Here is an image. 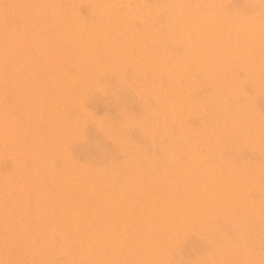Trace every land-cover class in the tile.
Returning a JSON list of instances; mask_svg holds the SVG:
<instances>
[{
	"label": "bare ground",
	"instance_id": "6f19581e",
	"mask_svg": "<svg viewBox=\"0 0 264 264\" xmlns=\"http://www.w3.org/2000/svg\"><path fill=\"white\" fill-rule=\"evenodd\" d=\"M72 1L0 0V264H166L197 229L206 252L195 264H264V15L224 19L222 27L178 15L153 30L142 12L119 13V1L89 0V16ZM249 3L264 8V0ZM160 41L184 51L140 45ZM90 53L97 63L109 56L133 65L135 92L155 101L141 120H129L144 137L170 138L173 131L158 126H177L160 157L133 156L122 144L127 162L115 169L130 174L115 189H108L113 176L98 180L103 168L68 150L89 118L81 106L86 91L101 85L78 80L64 65L85 76ZM144 57L150 63L140 68ZM200 68L213 92L193 100L190 76ZM150 69L160 77L148 78ZM244 85H254L259 101L247 96L244 106L228 107L220 95H245ZM214 96L218 113L201 115ZM65 106L85 118L62 116ZM187 115L198 121L186 124ZM227 141L259 159H232L223 151ZM250 218L254 227L245 225ZM220 225L238 233L224 236Z\"/></svg>",
	"mask_w": 264,
	"mask_h": 264
},
{
	"label": "rangeland",
	"instance_id": "374dc122",
	"mask_svg": "<svg viewBox=\"0 0 264 264\" xmlns=\"http://www.w3.org/2000/svg\"><path fill=\"white\" fill-rule=\"evenodd\" d=\"M116 1H119V5L116 7L119 13H125L127 9L132 13L142 12L146 15L148 21H150L153 30H163L164 27L171 23L173 18L178 15L182 18L190 17L204 22L211 19L212 25L215 27H222L223 25L221 22L224 19L237 21L240 15L248 19L264 15V8L262 7V9H260L257 6H253L249 3L250 0H185L184 8L178 7V5L181 6L178 4L180 0ZM128 2L130 3L129 5ZM72 5L84 16H89L91 14L89 0H74L72 1ZM128 22L132 25H138L139 23L135 18H130ZM140 45L145 49H152L159 46L173 56L182 54L184 51L183 44H172L167 41H160V44ZM207 45L211 46L212 44ZM108 53L103 54L106 55ZM91 55L92 53H90L88 60L84 64L86 68L85 76H81V74L76 71L73 64L68 63L64 65V71L69 75H78V80L84 77L86 84L96 81L101 85V89L98 88L99 90L96 89V91H93L92 88L89 87L86 91L87 99L81 106L85 111L83 113L84 116L89 118L86 120L85 128L81 129L79 135L69 139L68 150H70L74 159L85 161L90 167H102L103 172L98 176V180H111L113 176V183H111V188L108 189H115L123 187L126 177L130 174L127 168L120 171H116L115 169L118 166H123V164L127 162L123 152V146L127 144L131 150H133V156L136 157H140L142 154L160 157V147H168L174 144L177 126L172 125L168 121L158 126L173 131V137L169 138L155 135L154 140H150L146 136L144 137L139 131L138 125H134V123L130 121L141 120L148 109L155 107V101L151 95L144 98L135 92L134 82L137 75L134 73L133 65L125 64L121 61L114 62L109 56L102 58L99 61L100 63H97L96 55ZM149 61L150 60L145 57L139 58L136 60V65L142 68L150 63ZM150 70L151 72H148L146 75L148 78L160 77L157 76L160 75L158 72L153 69ZM235 72L237 80L244 79L245 75L242 69H237ZM190 78L194 85L188 90V97H190V99L197 100L202 95L206 96L212 94L213 86L204 81L203 69L194 70ZM181 84H184V81H182ZM253 86L254 85L245 87L244 85L242 92L244 90L245 95L241 93L237 96H230L227 94L220 96L228 107L236 105L244 106L247 96L251 97L254 102L259 101V98L253 93ZM213 99L214 102L211 103L209 110L208 107L199 110L201 115L208 116L211 110L218 113L219 108L217 103L219 99L215 98V96ZM231 111H233V109H231ZM61 115L66 118H85L79 117V114L75 113L74 109L69 106L63 108ZM90 117L95 121L94 123H89ZM126 118H128L127 122ZM182 121L186 124H194L198 119H193L192 116L187 115ZM96 124H99L98 127ZM40 126L39 132L44 133L45 126ZM128 138L132 139L133 142H126ZM223 146V151H225L229 157H233L232 159L238 157L246 163H255L259 159L257 153L253 154L247 148L243 149L241 147V149H237L233 141H227ZM261 149H264V147ZM208 161L209 160L205 159V162ZM109 170H111V172H109ZM245 225L254 227L251 218ZM127 226L126 231H130L134 226V221H130ZM218 231H224V236L230 238L238 233V230H235V228H232L230 225H220ZM204 234L205 233L201 230H195L190 237L186 238L185 243H183L181 254H178L177 249L176 251H172V259L166 264H195L196 258H198L200 254L206 252V237ZM214 238H216L214 235L209 236L210 240ZM249 239L250 238L246 239V241H249Z\"/></svg>",
	"mask_w": 264,
	"mask_h": 264
}]
</instances>
